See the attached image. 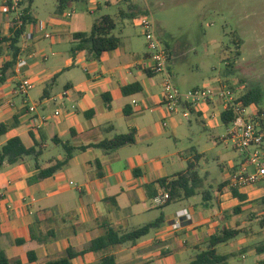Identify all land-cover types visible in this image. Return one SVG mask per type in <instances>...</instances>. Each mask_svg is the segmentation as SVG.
I'll use <instances>...</instances> for the list:
<instances>
[{"label":"crops","instance_id":"1","mask_svg":"<svg viewBox=\"0 0 264 264\" xmlns=\"http://www.w3.org/2000/svg\"><path fill=\"white\" fill-rule=\"evenodd\" d=\"M73 1L82 13L57 7L45 22L31 9L42 30L30 25L21 39L19 58L27 59L28 65L18 75L16 64L0 84V124L8 129L0 137V148L19 137L27 148L35 150L20 163L0 170V248L8 259L22 264H46L64 256L68 249L82 253L73 264H97L109 255H114L118 264H178L177 259H191L190 264L209 248L211 237L234 229L240 231L238 236L217 245V254L225 256L228 264L248 259L256 264L263 252L264 216L258 217L264 209V181L235 188L233 177L240 168V156L225 164L218 152L216 163L206 160L202 167L206 153L181 151L178 143L186 135L185 121L163 105L164 75L149 70L146 42L134 22L139 14L149 12L150 6L124 0L127 11L110 15L115 19L114 34L121 40L120 47L103 53L99 60H89L85 51L72 52L73 34L92 29L96 19L88 14L100 6L94 0L91 7L84 0H72L68 5ZM126 14L136 16L128 19ZM5 19L0 0V30L8 28ZM156 30L169 49V71L175 79V47L164 39L165 32L158 26ZM50 56L54 59L47 65ZM8 58L7 53L0 57V69ZM21 77L35 80L28 103L38 106L39 115H51L38 131L29 129L28 109L21 97L14 99L15 110L7 104ZM132 84L140 89L123 94L121 89ZM56 110L62 111L60 117L52 116ZM194 110L188 117L182 115L190 125L194 116L208 129L226 126L221 107L204 104ZM131 131L136 133L135 143L112 153L89 147ZM227 137L234 143L231 129ZM64 145L75 148L68 162L53 176L30 183L42 169L65 160ZM190 161L195 162L199 176L195 195L174 201L181 207L172 213L168 206L173 202L157 206L155 199L162 190L156 182L185 172ZM201 194L203 203L198 205ZM184 209L192 214V220L175 230L176 214ZM148 224L155 226L135 243L99 252L86 250L93 240L110 231L122 237Z\"/></svg>","mask_w":264,"mask_h":264},{"label":"rangeland","instance_id":"2","mask_svg":"<svg viewBox=\"0 0 264 264\" xmlns=\"http://www.w3.org/2000/svg\"><path fill=\"white\" fill-rule=\"evenodd\" d=\"M84 1L88 3V7L93 6L90 4L91 0ZM94 1L100 9L88 14L93 19L105 14L115 16L121 9L127 11L124 0ZM136 1L150 6L149 12L155 25L167 34L164 39L175 47L174 84L182 86L185 90L225 85L230 87L236 96L243 95L254 86L264 92V0ZM58 5V0H34L31 9L38 20L45 22ZM25 6L26 4L22 8ZM66 10L82 13L76 1L68 5ZM13 20V15L6 20L8 28L2 26L0 30L3 34H9ZM43 44L47 42L43 41ZM53 59L54 57L50 56L46 64H50ZM259 108L264 110V98ZM177 115L185 121L183 129L186 134L181 137L179 147L183 152L206 153V159L201 161L200 166H205L206 160L216 163L218 152H222V162L225 164L239 156L234 143L227 137L231 127L222 125L217 129H208L194 116L190 117V125L181 112ZM222 137H226V140ZM210 147L213 149L209 150ZM202 194L196 201L198 205L203 203ZM179 203H171L168 211L172 213L180 208ZM259 213L258 218L261 219L264 209ZM257 229L259 230V227ZM190 260L177 259L176 263L188 264ZM251 261L248 259L239 264H250Z\"/></svg>","mask_w":264,"mask_h":264},{"label":"trees","instance_id":"3","mask_svg":"<svg viewBox=\"0 0 264 264\" xmlns=\"http://www.w3.org/2000/svg\"><path fill=\"white\" fill-rule=\"evenodd\" d=\"M71 1L72 0H58V10H64L68 6V3ZM33 2L34 0H26L22 2L21 5L23 6L24 4H26V6L22 8L20 21H17L15 19L12 21L8 35L0 32V57L4 56L6 53L9 56L6 63L1 68L0 84L5 81L7 71L13 69L18 62V58L21 54L20 42L23 35L26 33L30 25L36 24V21L31 14V7ZM145 13H147V11ZM126 15L128 19H133L136 16V14ZM115 28V19L112 16H101L100 18L96 19L92 26V29L89 32H77L73 34L75 45L72 47V52L77 53L85 51L89 60H99L103 53L116 50L120 47L121 40L114 34ZM168 53L170 57L169 49ZM135 87H138V89H140V85L132 84L130 86L123 87L121 91L125 95L131 94L134 91ZM263 98L264 92L257 86L250 87L243 95L239 96L240 101H242L246 106L255 105L257 107H260ZM107 108H110V106H107ZM190 111L193 112L195 110L190 108ZM233 120V115L230 112H223L222 122L226 126L231 125ZM7 130L8 129L6 125L0 124V137L5 135L7 133ZM135 135V131H131L127 134L115 135L110 140H105L103 142L90 145L89 147L99 148L106 154H109L124 146L134 144L136 141ZM63 147L66 152L65 160L63 162H58L49 168L42 169L37 175L29 180L30 183L39 182L53 176L68 162V160L73 155L75 148L69 147L67 145H64ZM34 153L35 150L33 148H27L21 138L14 137L8 140L0 148V170L5 168L6 166L16 165L20 163L24 159V157L33 155ZM195 160H198V156H196ZM194 169L195 162L190 161L185 172L178 173L172 179L166 178L156 182V184L160 186L162 194L164 192L169 193V201L167 204L177 201L181 198H191L195 195L199 176L198 173L194 171ZM234 194L237 197L242 198V196L236 190L234 191ZM262 202L264 203V198L262 199ZM154 226V224L145 225L141 228L132 230L130 233L122 237H118V235L114 231H110L106 236L93 240L86 250L90 252H99L107 250L115 245L124 244L126 242L135 243L136 240L148 234L150 229ZM239 233L240 231L238 230L225 229L218 235L211 237L209 240V248L197 254L195 259L190 264H228L227 258L225 256L218 255L215 247L219 244L229 242L230 240L236 238ZM80 254L82 253L76 252L73 249H68L64 256L58 259L49 260L46 262V264H73L72 260ZM0 264L22 263L19 260L11 261L10 259H8L4 250L0 248ZM97 264L118 263L116 262V258L114 255H109L103 257Z\"/></svg>","mask_w":264,"mask_h":264},{"label":"built area","instance_id":"4","mask_svg":"<svg viewBox=\"0 0 264 264\" xmlns=\"http://www.w3.org/2000/svg\"><path fill=\"white\" fill-rule=\"evenodd\" d=\"M23 1L2 0L6 19L13 15L15 20L20 21ZM134 22L145 38L148 59L150 60L149 70L154 74L164 75L163 105L170 113L181 112L184 117L190 115V108L197 109L204 104H211L214 108L221 107L222 112H230L234 118L230 125L234 148L242 158L240 168L233 177V186L241 188L264 181V110L255 105L246 106L240 101L239 96H236V93L225 85H220L217 88L203 87L190 89L185 92L181 91L174 84V76L169 71L168 49L157 34L151 13L141 14ZM34 26L36 30H42L40 26L36 24ZM46 37H49V35L47 34ZM27 65V59L19 58L16 68L17 74L22 75L23 68ZM34 86V79L21 77L10 92L7 104L9 108L15 110L17 107L14 99L21 97L22 105L28 109L29 129L38 131L43 125L48 123L51 115H39L38 106L28 103L27 95ZM61 115L62 111L56 110L52 116L60 117ZM168 201V192H164L155 199L157 206H163ZM175 218L173 227L177 230L182 227L184 221L192 220V214L187 209H184L179 211ZM262 230L264 234V226ZM256 264H264V238L262 257Z\"/></svg>","mask_w":264,"mask_h":264}]
</instances>
